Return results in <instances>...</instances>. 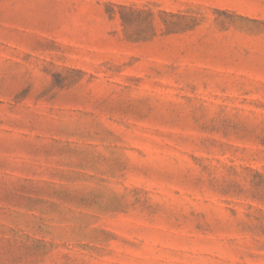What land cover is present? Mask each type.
<instances>
[{
  "label": "rangeland",
  "instance_id": "obj_1",
  "mask_svg": "<svg viewBox=\"0 0 264 264\" xmlns=\"http://www.w3.org/2000/svg\"><path fill=\"white\" fill-rule=\"evenodd\" d=\"M0 264H264V0H0Z\"/></svg>",
  "mask_w": 264,
  "mask_h": 264
}]
</instances>
